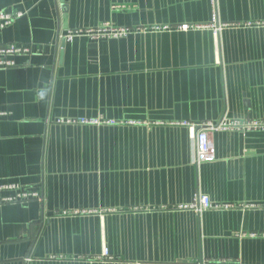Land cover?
I'll return each mask as SVG.
<instances>
[{
  "label": "crops",
  "instance_id": "1",
  "mask_svg": "<svg viewBox=\"0 0 264 264\" xmlns=\"http://www.w3.org/2000/svg\"><path fill=\"white\" fill-rule=\"evenodd\" d=\"M0 13L21 14L0 47L32 51L0 68V185L44 199L0 205V264H264V129L212 132L198 163L183 125L264 120V27L248 26L264 0H219L212 26L208 0H0ZM102 26L129 31L57 43ZM199 195L234 208H179Z\"/></svg>",
  "mask_w": 264,
  "mask_h": 264
},
{
  "label": "built area",
  "instance_id": "2",
  "mask_svg": "<svg viewBox=\"0 0 264 264\" xmlns=\"http://www.w3.org/2000/svg\"><path fill=\"white\" fill-rule=\"evenodd\" d=\"M218 1L219 0H210L211 8L213 12L212 26L215 22L218 23ZM21 16L20 13H17L15 16H12L7 13H0V29H3L5 26L9 25L15 18H19ZM225 25H218V29L224 27ZM249 27H264V22H258L255 24L248 25ZM203 28L200 25H187L183 24L178 27L181 31H187L190 29H199ZM157 30L159 29L156 28ZM163 29H167L164 27ZM127 28H113V27H99L97 30H87L86 32L75 31L70 32L69 34L62 35V32H59V38L64 39L65 41H72L75 37H81L86 35L91 39H99V38H108V39H119L126 37L128 34ZM217 30H214L216 34ZM31 54V50L29 47H16L10 46L5 48H0V67L8 68L15 66V63L12 59H8L12 55H29ZM3 115V113H0ZM73 124H80V125H114V122L107 121L102 122L98 120H91V119H80L78 121H74ZM183 125L187 126L191 138L194 140L195 143V159L199 163L201 161L211 160L214 154V145L211 139L212 132L215 131H225L228 129L235 128L239 126L240 129H264V120L262 121H251L248 123H227L221 121L217 124L211 123H204L198 126L188 125L187 123H183ZM18 190V186L14 184L9 185H1L0 192L3 191H11V190ZM19 191V190H18ZM40 194L38 192L32 191H19L14 196H7L0 199V203L4 202H22L28 201L31 199H39ZM180 209H192L201 212L202 210L205 211L207 209H231L234 208L233 205L230 204H213L211 203L210 199L207 196L199 195L195 198L194 202L190 206L179 207ZM80 213H87L85 210H63L61 211L60 215L62 217L68 216H76ZM103 255L107 256V250L103 251ZM62 259L61 257L58 260ZM55 260V259H53Z\"/></svg>",
  "mask_w": 264,
  "mask_h": 264
},
{
  "label": "trees",
  "instance_id": "3",
  "mask_svg": "<svg viewBox=\"0 0 264 264\" xmlns=\"http://www.w3.org/2000/svg\"><path fill=\"white\" fill-rule=\"evenodd\" d=\"M208 3H209V5H210V7H211V2H210V0H208ZM59 10H60V12H62L61 11V8H59ZM17 13H10V15H12V16H15ZM211 16L213 17V12H212V8H211ZM21 17V16H20ZM19 17V18H20ZM211 17V18H212ZM16 19H18V18H15L14 20H16ZM14 20L9 24V25H11L13 22H14ZM9 25H7V26H9ZM7 26H5V27H7ZM4 27V28H5ZM99 27H97V28H95L96 30L98 29ZM115 28H117V27H115ZM94 29V30H95ZM75 31H81V32H86L87 30H70V31H67L66 33H61L62 35H66V34H69L70 32H75ZM61 32V31H60ZM60 34V33H59ZM59 34H58V37H57V43H61V41L62 40H64V39H60L59 38ZM100 39V38H99ZM94 40H98V39H94ZM64 42H68V41H65L64 40ZM10 46H16V47H29V46H26V45H20V46H18V45H5V46H2V47H0V48H5V47H10ZM30 48V47H29ZM30 50H31V48H30ZM31 53H32V51H31ZM30 55V54H29ZM29 55H27V56H29ZM14 56H18V55H12L11 57H14ZM15 63V62H14ZM16 65V64H15ZM14 67V66H13ZM1 68V67H0ZM8 68H11V67H8ZM2 116H5L4 114L3 115H0V118L2 117ZM14 185H16V184H14ZM1 186V185H0ZM17 186V185H16ZM18 190H19V187H18ZM17 189L16 190H14V195L17 193V192H19V191H23V190H19L18 191ZM32 192H38V191H32ZM39 194H40V198L39 199H31V200H28V201H22V202H4V203H0V205H8V204H25V203H28V202H33L34 200L35 201H37L38 203H40L41 205H43L44 204V199H43V197H42V195H41V193L40 192H38ZM14 195H12V196H14ZM1 198H3V197H1L0 196V199ZM58 258H60L59 256L58 257H54V259L56 260V259H58ZM62 258V257H61ZM63 259V258H62Z\"/></svg>",
  "mask_w": 264,
  "mask_h": 264
},
{
  "label": "water",
  "instance_id": "4",
  "mask_svg": "<svg viewBox=\"0 0 264 264\" xmlns=\"http://www.w3.org/2000/svg\"><path fill=\"white\" fill-rule=\"evenodd\" d=\"M64 43H65L64 40H62V41H61V46H64Z\"/></svg>",
  "mask_w": 264,
  "mask_h": 264
}]
</instances>
